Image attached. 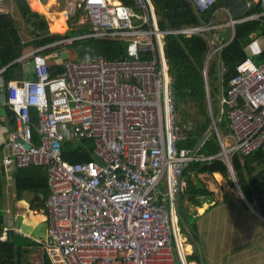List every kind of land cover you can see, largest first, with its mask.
<instances>
[{
  "label": "built area",
  "instance_id": "1",
  "mask_svg": "<svg viewBox=\"0 0 264 264\" xmlns=\"http://www.w3.org/2000/svg\"><path fill=\"white\" fill-rule=\"evenodd\" d=\"M190 1L206 11L216 0ZM233 1L234 13L226 9L227 19L216 25L202 20L193 27L162 28L151 0H133L138 12L117 0H72L69 15L84 7L95 30L36 49L33 76L9 82L14 126L3 162L12 169H44L50 194L42 243L51 264H188L175 220L183 170L220 158L234 175V155L264 152V58L262 50L247 46L249 53L235 64L222 98L230 133L218 135L221 152L216 156L198 154L178 146L166 37L210 33L211 44L216 43L208 63L233 40L237 24H264V0ZM254 5L258 10L250 12ZM223 28L231 34L220 44L216 32ZM87 37L123 39L128 58L64 60L62 70L51 75L48 61L35 53ZM85 141L94 146L87 151L92 160L62 158L64 144Z\"/></svg>",
  "mask_w": 264,
  "mask_h": 264
},
{
  "label": "trees",
  "instance_id": "2",
  "mask_svg": "<svg viewBox=\"0 0 264 264\" xmlns=\"http://www.w3.org/2000/svg\"><path fill=\"white\" fill-rule=\"evenodd\" d=\"M120 1L125 5L133 6L131 0ZM16 2L22 18L32 27L33 37L29 42L25 41L11 14L0 13V70L6 67L0 73V78H2L5 89L9 81L23 78L26 74L25 70L28 63L16 61L23 55L26 46L33 45L34 47H39L63 38L58 33L50 32L47 20L45 16H42L44 15L43 12L34 9L31 5L34 11L42 15L33 12L30 9L28 0H16ZM155 4H157V13L164 14L159 19V24H161L162 28L180 27L185 24L199 23L200 21L199 15L195 12L189 0H155ZM258 7L259 5L252 6L250 12L257 11ZM78 19L79 14L72 21L76 22ZM73 26L74 29L70 31V34H83L93 30L90 23L80 26L73 23ZM257 26L264 33V24L261 21H247L236 25L233 41L222 50L223 88L225 94L228 89L229 80L235 73V64L246 56L245 48L247 49L249 42L247 34L249 31L257 28ZM70 45L76 47L80 54V60L83 61L100 59L101 57H106L111 60L128 58L127 43L121 39L93 37L78 40ZM62 47L64 46H60L59 48ZM53 50H58V47L45 49L42 53L46 54ZM208 51L209 46L207 42L198 35L192 37L168 35L166 37V52L171 68L177 109L176 115L178 118L177 125L181 138L178 143L180 148L194 149L201 138L207 133L212 123V118L208 110L203 74L205 57L208 55ZM260 55L263 59L264 51ZM218 58L219 54L216 53L210 61L208 70L211 98L217 96L219 92ZM61 70L62 68L59 62H51L49 64V72L51 75ZM30 74L28 73V75ZM31 75L33 76V74ZM226 109L224 110L225 112L220 124L229 131L230 127ZM5 111L7 116L11 117L12 112L8 104L5 106ZM217 114V110L213 112V118H216ZM31 116L37 126L39 124L37 113L32 110ZM34 137V143L38 144L36 140L39 138V135L36 130H34ZM65 145L67 146L63 145L62 148V158L65 161L77 163L92 160V157L87 153L88 149H94L91 142L85 141L84 143ZM70 146H74V148H65ZM220 152L221 146L218 143L216 135L214 136L212 134L200 148V153L206 155H214ZM2 159L3 148L0 146V206L6 201L8 196L4 192V189L7 187L6 177L13 175L12 191L15 190L16 198H21L25 192H33L36 201H34V207L44 208L47 212L46 199L50 194V189L47 185L46 177L35 176L32 167L24 170L17 169L14 172L9 171L2 164ZM232 165L243 199L261 216L260 218L258 216L256 217L264 222V152L256 151L244 157L241 154H236L232 159ZM42 169H37L38 172L36 173H41ZM214 173H221L229 180L231 185L229 186L234 189L228 167L220 160L192 163L183 172L179 207L183 218L190 226L196 238L198 227L196 222L191 220V216L194 213L189 211L185 203L188 202L189 205L196 208L202 207L204 203H214L209 208L211 209L216 207L220 201L224 202L226 194L215 189L217 186H211L210 179ZM218 195L222 196V200L218 199ZM242 206H245L243 202ZM4 226H6L4 224V213L0 210V236L4 231ZM181 228L194 246L193 252L187 256V261L189 263L193 261L200 263L201 258L197 246L182 224ZM35 248H41L43 263L51 264L46 251L40 243L12 229H8L7 238L5 240L0 239V264H30L28 261L29 254Z\"/></svg>",
  "mask_w": 264,
  "mask_h": 264
},
{
  "label": "rangeland",
  "instance_id": "3",
  "mask_svg": "<svg viewBox=\"0 0 264 264\" xmlns=\"http://www.w3.org/2000/svg\"><path fill=\"white\" fill-rule=\"evenodd\" d=\"M29 1L31 2V5L34 9L38 8L40 10H44L47 14H50V15H53L55 13L61 14L60 13L61 11L60 12L58 11L59 8L56 6L57 4L56 5L54 4L55 1H61V0H44L42 1L44 2V4H40L39 2H37V0H29ZM8 6H9L8 8H9L10 14L13 20H15L17 26L19 27L23 39L29 42L31 38L33 37L32 27L28 25L25 22V20L22 18L16 5H12V3L8 1ZM61 6L62 8H67V4H65L64 2H63V5H60V7ZM31 10L34 11L33 9ZM38 14L41 15V13H38ZM55 16H56L55 17L56 20L50 17V20L48 22L50 23L49 26L52 29V31L62 34L63 32L69 31L72 29L70 21L69 23L67 21H64L62 18L63 17L62 15H55ZM45 18L48 20L46 16ZM89 19L90 17L84 14V16L81 17L80 21L87 22L89 21ZM218 19L220 21L226 20L227 12L224 10H221L218 13ZM195 34L199 35L200 33H195ZM221 43H223V41H221ZM258 45L263 46L264 43L262 41H259ZM30 47L31 46H29L26 49V51H29ZM250 47L251 49L255 48L254 46H250ZM250 47L248 48L250 49ZM248 48L245 50L246 54L249 53ZM52 53L55 56L53 58H50ZM52 53L48 52L44 54L47 58L51 59L52 63H56V62L60 63V62H63V60L83 61V60H80L81 58H80L79 51L73 45L64 46V48H62L60 52L56 50V52H52ZM254 59L257 61L258 53ZM27 62H28V67L30 68L31 59H27ZM5 91L6 89L4 88L2 78H0V92H1L2 97ZM208 91L210 92L211 90L209 89ZM218 101H219V97H216V96L212 97L213 112H216L217 110ZM0 107L2 111V115L0 117V121H1L3 118H5V114H4L5 105L3 101H0ZM217 130L221 137H224L225 135L230 133V131H228V129L223 127L221 124L217 126ZM212 135L215 136L214 132H212ZM67 144L71 145L73 144V142H70ZM0 145L5 146V142L2 137H0ZM64 146H67V145L64 144ZM65 148L73 149L74 146L65 147ZM210 180H211L213 187L220 186L219 191L227 195H226V199L224 200V202L220 201V203L216 207L208 209L205 215L198 216V217H196V215L191 216V220L195 221L198 227L197 240L202 250L203 262L200 259L201 260L200 263L198 261H193L190 264H203V263L204 264H264V222L260 221L258 217H256L254 214H251L252 213L251 211L248 212L250 214L244 212L243 209L245 208L244 207L242 208L240 198L237 194L238 191L236 187L234 186V189L231 188L229 180H227L221 173L214 174ZM217 182H219V184ZM162 189L165 191L166 186L164 185ZM4 192H6L7 195H10V194L12 195V186L8 187V192L10 193L7 192L6 188L4 189ZM218 198L222 200L221 195H218ZM8 202L9 201H7L6 203L4 202L5 204L2 203L3 208H5V205ZM235 203L240 204L241 209L239 212H238V209L235 207ZM185 206H187L190 212H194V210H196L197 214H199L200 212H203L204 209L207 208V205H203L202 207L203 210L201 211L200 208L193 207L189 205L188 203H185ZM230 209H232L231 212H230ZM15 217H16V212H12L11 209L8 212L6 209H4V221L5 222L7 220L9 224V222L11 221L9 218H12L13 221L15 220L16 224L20 226V228L23 231H27V232L29 231L34 238H38L41 240H44L47 238L46 222L40 221V218L44 219L43 214H36V215L27 214V216L25 217H22V215H18L16 218ZM248 220H252V225H254V227L252 228L254 229H251V226L249 225L242 227L244 224L248 222ZM180 233L182 234V238H180V242H183V246L185 247L186 254L188 255L191 253L187 251V245L189 244L187 243L188 236L186 237L185 233L182 231V228H181ZM242 235H245L246 238H244V240H247V242L250 243L248 247L246 246L247 242L246 243L242 242V237H240ZM4 237H6V235L3 236V239ZM233 248L240 250V252L237 253ZM41 254H42L41 248L33 249L32 252L29 254V258H28V261L30 262V264H44L43 258H42L43 256Z\"/></svg>",
  "mask_w": 264,
  "mask_h": 264
},
{
  "label": "crops",
  "instance_id": "4",
  "mask_svg": "<svg viewBox=\"0 0 264 264\" xmlns=\"http://www.w3.org/2000/svg\"><path fill=\"white\" fill-rule=\"evenodd\" d=\"M6 1V0H5ZM9 2H11L12 3V5H16V7H17V9H18V6H17V2H16V0H8ZM42 1H44V0H37V2H39L40 4H44V2H42ZM61 1H63V0H61ZM61 1H55V5L59 8L58 9V11L61 13V14H53V15H50V14H47L44 10H40V9H38V10H40V11H42L43 12V14H44V16H46L47 18H48V22H49V20H50V17L52 18V19H54V20H56V16L55 15H63V13H65V12H62V11H64V10H67V9H65V8H62V6L60 7V5H63V2H61ZM152 1V4H153V6H154V10H155V13H156V16H157V18L158 19H161V17L164 15L163 13L162 14H159V12L157 13V11L158 10H156V8H157V4H155V0H151ZM7 2V1H6ZM54 2V1H53ZM29 3H30V1H29ZM64 3L65 4H67V2H65L64 1ZM131 3L133 4V6H134V2L131 0ZM0 4H3V2H0ZM233 5H235V2H233ZM52 6V5H51ZM53 7V6H52ZM63 18V17H62ZM53 21V20H52ZM55 23H57V22H55ZM59 24V23H58ZM79 26V25H78ZM182 27V26H181ZM51 29V28H50ZM52 30V29H51ZM225 30H227V31H225ZM216 33H218L216 36H217V39L220 41H224V43L228 40V38L230 37V34H231V32H230V29L229 28H225V29H219L218 30V32H216ZM248 38H249V42H248V44H247V46H254L255 48H254V50L255 51H259V50H262V51H264V45L263 46H259L258 45V42L259 41H262L263 43H264V33H262V31H261V28H259L258 26H257V28H255L254 30H251V31H249L248 32ZM234 36H235V33H234ZM251 48V47H250ZM25 50V49H24ZM214 56V55H213ZM212 56V57H213ZM207 57L208 56H206L205 57V62H204V70L207 68V70H209V65H210V61H211V59H212V57L210 58V60L208 61V63H206L207 62ZM219 63H220V55H219V58H218V84H219V91H220V75H219ZM31 69H29L28 67L26 68V72H28V71H30ZM203 70V71H204ZM4 84V83H3ZM205 84H206V81H205ZM223 72H222V94H223ZM210 95L209 96H211V93H209ZM216 97H219V99H220V92H218V95L216 96ZM209 99H210V101H211V103H212V98L211 97H209ZM0 101H3V103H4V105L6 106V102H7V100H6V96L5 95H3V97L1 96V92H0ZM221 105L223 106V102L221 103ZM219 108H220V104H219V101H218V104H217V111H218V113H219ZM225 110V109H224ZM223 110V108H222V113L224 114V111ZM4 114H5V118H3L1 121H0V137H2L3 139H4V142L6 141V139L8 138V134H10L11 132H12V128H13V123H12V121H11V117H9V116H7V114H6V111L4 112ZM1 115H2V111H1V107H0V117H1ZM217 116H218V114H217ZM220 124V123H219ZM209 129H210V127H209ZM209 129H208V131H209ZM207 131V132H208ZM207 134V133H206ZM205 134V135H206ZM204 135V136H205ZM203 136V137H204ZM73 144H78V143H74L73 142ZM1 146V145H0ZM2 147V146H1ZM33 168V173H34V175L35 176H39V177H42V176H44V169H42V172L41 173H36V172H38V170L37 169H39L40 167H32ZM41 168H43V167H41ZM40 168V169H41ZM45 177V176H44ZM6 180H7V187H9V186H12L13 185V175L11 176V175H8L7 177H6ZM12 182V183H11ZM218 184H219V182H217ZM165 184H162V187L164 186ZM166 186V185H165ZM211 186H212V183H211ZM6 187V189H7V192H8V188ZM219 188H220V186H218ZM217 187H215V189H216ZM219 188H217V190L219 191ZM217 191V192H218ZM219 192H221V191H219ZM8 193H10V192H8ZM238 193V196H240V202H241V205H242V202H243V204L245 205V206H242V208L244 207L245 209H243L244 210V212L245 213H248V212H252L251 214H254L255 216H258L259 218H260V216L257 214V212L254 210V209H252L250 206H248L246 203H245V199H243V197H242V194L240 193V192H237ZM227 195V194H226ZM35 194L33 193V192H25L24 193V195L21 197V198H19V199H17L16 198V192H15V190H13L12 191V195L10 194V195H8L7 196V198H6V201H5V203L7 202V201H9L6 205H5V208H3V206H0V210H2L3 211V213H4V209H6L8 212L10 211V209L12 210V212H16V217L18 216V215H22V217H25V216H27V214L29 215V214H31V215H36V214H43L44 215V219H41L40 218V221H43V222H46V225H47V213H46V211H45V209L44 208H38V207H34V201H35ZM226 197V196H225ZM219 199V198H218ZM36 202V201H35ZM4 203V204H5ZM186 203H188V202H186ZM189 204V203H188ZM203 205H207V208L206 209H204V211L203 212H200L199 214H197V211L196 210H194V212H191V213H194V215H196V217H198V216H202V215H205L206 213H207V211H208V209L211 207V206H213L214 205V203H204ZM209 205H211V206H209ZM194 207V206H193ZM203 207V206H202ZM202 207H199L200 209L202 208ZM235 207L238 209V212L240 211V209H241V207H240V204H237V203H235ZM232 211V209H230V212ZM248 214H250V213H248ZM15 217V218H16ZM35 217V216H34ZM11 221L9 222V224H8V222H7V220H6V222L4 221V224L6 225V227H8L9 229H12V230H14L15 232H17V233H22V234H25V236L27 235V237H30L33 241H35V242H38V243H40L41 245H42V247H43V243H42V241L43 240H41V239H38V238H34L33 236H32V234L28 231H23L21 228H20V226H18L17 224H16V221L14 220L13 221V219L12 218H9ZM8 219V220H9ZM252 219V218H251ZM245 222H247V221H245ZM244 224V223H243ZM234 225H236V224H234ZM247 225H249V226H251V229H254V228H252V227H254V225H252V220H248V222L246 223V224H244L242 227H244V226H247ZM190 227V226H189ZM191 229V228H190ZM192 231V230H191ZM186 232H187V230H186ZM188 233V232H187ZM193 233V232H192ZM197 233H198V229H197ZM194 234V233H193ZM188 235H189V233H188ZM187 236V235H186ZM190 237H191V239L193 240V242H194V244L197 246V244L195 243V241H194V239H193V237L191 236V235H189ZM240 237H242V242L243 243H246L247 242V240H244V238H246L245 237V235H242V236H240ZM196 238V237H195ZM197 239V238H196ZM45 240V239H44ZM189 240V239H188ZM244 240V241H243ZM249 242H247L246 243V246L248 247L249 246ZM189 248V249H188ZM198 248V247H197ZM241 248H242V246H241ZM237 253H239L240 252V250H238V249H235V248H233ZM192 250H194L193 249V247H192V245H190V244H188L187 245V251L188 252H191ZM199 254H200V251H199ZM201 258V257H200Z\"/></svg>",
  "mask_w": 264,
  "mask_h": 264
},
{
  "label": "clouds",
  "instance_id": "5",
  "mask_svg": "<svg viewBox=\"0 0 264 264\" xmlns=\"http://www.w3.org/2000/svg\"><path fill=\"white\" fill-rule=\"evenodd\" d=\"M7 1V2H6ZM0 0V2H3V4H0V13H4V14H10V11H9V6H8V0ZM67 2V8H65V9H67V10H64V11H62V12H65V13H63V20L64 21H67L68 23H69V21H70V24H71V27H72V29H74V26H73V23H75V25H83V24H86V23H90L91 25H92V27H93V30L91 31V32H87V33H83V34H70V31H72V29L71 30H69V31H65V32H63L62 34H60V33H58V32H54V31H52L51 29H50V26H49V23H48V20H47V23H48V28H49V30H50V32H52V33H58V34H60V35H62L63 36V38H61V39H59V40H57V41H60V40H63V39H71V38H73V37H77V36H80V35H84V34H88V33H92L95 29H94V26H93V24H92V21H91V19H89V21H87V22H81L80 21V19H81V17L82 16H84V14L87 16V12L85 11V9H84V7H82L77 13H75V14H70L69 15V11H70V7H71V4H70V2L72 1V0H63V2ZM118 2H120V3H122L120 0H117ZM133 1V0H132ZM190 1V0H189ZM152 2V1H151ZM233 0H216L214 3H213V5L208 9V10H206V11H201L200 9H197L193 4H192V2L190 1V3L193 5V7H194V9H195V12L199 15V17H200V21H199V23H190V24H185V25H183L182 27H186V26H189V27H193V26H195V25H201L202 23H203V21L202 20H204L205 22H211V24L212 25H216L217 23H220V22H223V21H220L219 19H218V13L221 11V10H224V11H226V9L227 10H229L230 12H232V13H234V5H233ZM28 3H29V0H28ZM123 4V3H122ZM124 6H127V7H131L133 10H135V11H139L137 8H136V6H135V4H134V6H129V5H125V4H123ZM3 6V7H2ZM29 6H30V9H32L31 8V4L29 3ZM33 12H35V11H33ZM214 12H216V16L214 15L213 16V13ZM227 12V11H226ZM35 13H37V12H35ZM38 14V13H37ZM79 14V19L76 21V22H73V21H71V19H73L75 16H77ZM42 15V14H41ZM42 16H44V15H42ZM69 16V17H68ZM212 17H214V18H212ZM238 25V24H237ZM181 26L180 27H173V28H182ZM236 27V26H235ZM169 35H178V36H186V37H192V36H194V35H197V34H191V35H187V34H169ZM198 36H200V37H202L206 42H207V44H208V46H209V51H208V54H209V52L211 53V47H212V45H214L216 42L214 41V44L212 43L211 44V42H212V39H213V37L211 36V34L210 33H200ZM87 38H93V37H87ZM234 38V37H233ZM83 39H86V38H83ZM78 40H82V39H75V40H73V41H67V42H64V43H60V44H57V45H54V46H52V47H58V50L57 51H59L60 52V50L62 49V48H64V47H62V48H59L60 46H67V45H70V44H73L74 42H76V41H78ZM121 40H123V39H121ZM217 40V43H220V44H222L221 43V40L219 41L218 39H216ZM57 41H54V42H57ZM233 41V40H232ZM231 41V42H232ZM51 43H53V42H51ZM223 43H224V41H223ZM50 44V43H49ZM46 45H48V44H45V45H42V46H46ZM228 45V44H227ZM29 46H31L32 47V49H31V47H30V50L29 51H26V49L29 47ZM42 46H39V47H34L33 45H28V46H26V48H25V50L23 51V55L20 57V58H18L16 61H18V62H27V59H32L33 60V55H31V53L32 52H34V51H36V49H38V48H40V47H42ZM226 46V45H225ZM224 46V47H225ZM52 47H45V48H43L42 50H40V51H37V52H35L36 54H40L42 57H44L45 59H46V61H48V65L49 64H51V59L50 58H53L55 55L52 53V52H56V50H53V51H51V56H50V58H47L42 52L45 50V49H48V48H52ZM223 47V48H224ZM223 48H222V50H223ZM222 50L221 51H218V52H216V53H218L219 55H220V53H222ZM216 53H214L213 55H215ZM25 55H28V56H30V57H27V58H25V59H23V60H21V58L22 57H24ZM212 55V56H213ZM208 56V55H207ZM211 56V57H212ZM64 61V60H63ZM28 63V62H27ZM60 64H61V62H60ZM169 66H170V64H169ZM28 67V66H27ZM29 68V67H28ZM6 69V67H4V68H2L1 70H0V73L2 72V71H4ZM29 69H31V68H29ZM171 69V68H170ZM207 72H208V70H207ZM222 72H223V68H222ZM28 73H31V70L30 71H28V72H26V74H27V77H31L32 75L30 74V75H28ZM25 74V75H26ZM203 74H204V79H205V81H206V84H205V91H206V95H207V103H208V110H209V113H210V116H211V118H212V123L214 122V120L217 118H213V107H212V103H211V101H210V99H209V97H211V96H208V90L210 89V85H209V77H208V73L205 75V72L203 71ZM170 75H171V70H170ZM25 77V76H24ZM23 77V78H24ZM20 79H22V78H20ZM20 79H15V80H11V81H16V80H20ZM171 80H172V76H171ZM10 82V81H9ZM172 82H173V80H172ZM9 84V83H8ZM8 86V85H7ZM6 90H7V88H6ZM5 93V96H6V100H8V96H7V92L5 91L4 92ZM210 93V92H209ZM227 93V92H226ZM210 95V94H209ZM225 95V91H224V88H223V94H222V98H223V96ZM6 105H7V103H6ZM222 117H223V113H222V115H221V118H220V121H219V123H221L222 122ZM176 119H177V123H178V118H177V115H176ZM212 123H211V125H212ZM219 123L217 124V125H215V129L212 131V132H214V134L216 135V138H217V140H218V143H219V145L221 146V143H220V140H219V132H218V130H217V126L219 125ZM177 127H178V125H177ZM211 127V126H210ZM212 134V133H211ZM210 134V135H211ZM209 135V136H210ZM180 136V135H179ZM208 136V137H209ZM226 136V135H225ZM207 137V138H208ZM181 139V138H180ZM202 139V138H201ZM201 141V140H200ZM205 142V141H204ZM199 144V143H198ZM203 145V144H202ZM201 145V146H202ZM201 146L198 148V149H192V150H194V151H196V153H198V154H202V153H200V148H201ZM2 148H3V159H2V164L4 165V162H3V160H4V158H5V156L7 155V152H6V150H5V148H4V146H2ZM180 148V147H179ZM188 149H191V148H188ZM204 155H206V154H204ZM217 154H214V155H208V156H216ZM235 156V155H234ZM233 156V157H234ZM233 159V158H232ZM214 160H220V161H222L220 158H216V159H214ZM211 161H213V160H211ZM207 162H209V161H207ZM223 162V161H222ZM193 163H199V162H193ZM201 163H204V162H201ZM224 163V162H223ZM190 164H192V163H190ZM226 164V163H225ZM227 165V164H226ZM6 167V169L7 170H9V171H12V172H14L15 170H17V169H19V168H17L16 167V169H12V168H10V167H7V166H5ZM31 167H36V166H31ZM31 167H29V168H31ZM187 167H189V165L187 166ZM187 167H185L184 168V170H183V172L185 171V169L187 168ZM227 167H229L228 165H227ZM29 168H26V169H29ZM19 170H24V169H19ZM228 170H229V168H228ZM229 172H230V174H231V171L229 170ZM214 174H216V173H214ZM182 177H183V175H182ZM230 177H231V179H232V176L230 175ZM233 180V179H232ZM181 187H182V183H181ZM181 192V191H180ZM239 192V191H238ZM241 193V192H240ZM180 196V195H179ZM246 202V201H245ZM249 205V204H248ZM250 206V205H249ZM251 207V206H250ZM176 209H177V217H176V221H177V227H178V230H179V240H180V238H182V234L180 233V231H181V224H182V222L179 220V217H178V209L180 210V207H179V197H178V200H177V205H176ZM181 212V211H180ZM47 213V212H46ZM183 217V216H182ZM185 220V219H184ZM180 222H181V224H180ZM187 223V222H186ZM188 224V223H187ZM183 225V224H182ZM189 226V225H188ZM185 228V227H184ZM9 228L8 227H6V226H4V231H3V233L1 234V236H0V238L1 239H3V236L4 235H6V237H4V239L3 240H5L6 238H7V230H8ZM186 235V234H185ZM194 235V234H193ZM187 237V236H186ZM194 237H195V235H194ZM187 243H189L190 245H192L193 246V244L190 242V241H188V239H187ZM181 245H182V247H183V249H184V251H185V254H186V250H185V247L183 246V242H181ZM198 247V246H197ZM44 249V248H43ZM193 249H194V246H193ZM193 251H191V253H192ZM190 253V254H191ZM189 255V254H188ZM187 254H186V259H187V256H188ZM188 262V264H190L189 263V261H187Z\"/></svg>",
  "mask_w": 264,
  "mask_h": 264
},
{
  "label": "water",
  "instance_id": "6",
  "mask_svg": "<svg viewBox=\"0 0 264 264\" xmlns=\"http://www.w3.org/2000/svg\"><path fill=\"white\" fill-rule=\"evenodd\" d=\"M219 75H220V99H219V104H220V108H219V113H218V116L217 118L214 120V122L212 123L209 131L207 132V134L202 137L201 141L199 142V144L195 147V149H198L203 143L204 141L207 139V137L212 133V131L215 129V125H217L220 121V118H221V115H222V108L223 106L221 105L222 103V53H220V63H219ZM27 148H30L31 145L30 144H27L26 145ZM232 176V179H233V184L234 186L236 187L237 191L240 192L239 190V185H238V182H237V179L235 177V174L234 175H231ZM247 205L248 203L245 202ZM249 206V205H248ZM178 217H179V220L182 222L183 226L185 227V229L187 230V232L189 233V235H191L195 241V243L197 244L198 246V249L200 251V257H201V260L203 262V255H202V250H201V247H200V244L198 242V240L194 237L190 227L188 226V224L186 223V221L184 220V218L182 217V214L180 212V210L178 209ZM261 217V216H260ZM204 264V263H203Z\"/></svg>",
  "mask_w": 264,
  "mask_h": 264
},
{
  "label": "bare ground",
  "instance_id": "7",
  "mask_svg": "<svg viewBox=\"0 0 264 264\" xmlns=\"http://www.w3.org/2000/svg\"><path fill=\"white\" fill-rule=\"evenodd\" d=\"M203 210V208H201V211Z\"/></svg>",
  "mask_w": 264,
  "mask_h": 264
}]
</instances>
